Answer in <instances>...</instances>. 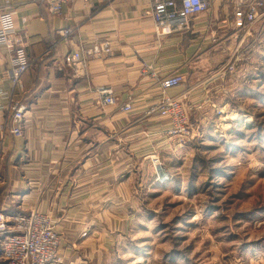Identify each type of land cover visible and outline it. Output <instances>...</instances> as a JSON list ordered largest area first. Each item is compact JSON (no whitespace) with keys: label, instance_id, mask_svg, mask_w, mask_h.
<instances>
[{"label":"crops","instance_id":"0c3cea01","mask_svg":"<svg viewBox=\"0 0 264 264\" xmlns=\"http://www.w3.org/2000/svg\"><path fill=\"white\" fill-rule=\"evenodd\" d=\"M151 1H74L53 14L37 0H0L12 12L30 60L22 87L12 86V53L0 45V126L8 121L9 104L25 106L20 134L10 133L7 123L0 127V212L47 213L63 264H91L110 245L122 223L117 209L138 207L136 165L174 149L168 118L146 112L162 95L157 78L184 75L164 94L187 91L190 117L213 109L206 87L218 82L197 86L203 79L195 74L213 34L233 27L232 3L211 0L207 12L189 19L187 31L157 36L146 13ZM105 43L108 53H86ZM78 49L89 59L81 76L63 61ZM143 64L150 66L145 72ZM105 88L113 91L112 105L101 103ZM129 99L132 109L125 112L120 106ZM4 198L10 204L3 205Z\"/></svg>","mask_w":264,"mask_h":264},{"label":"rangeland","instance_id":"374dc122","mask_svg":"<svg viewBox=\"0 0 264 264\" xmlns=\"http://www.w3.org/2000/svg\"><path fill=\"white\" fill-rule=\"evenodd\" d=\"M220 30L195 74L197 86L218 82L206 87L213 109L190 113L199 138L163 151L161 172L138 162V207L117 209L122 223L91 264H264V15Z\"/></svg>","mask_w":264,"mask_h":264},{"label":"built area","instance_id":"2783aa9c","mask_svg":"<svg viewBox=\"0 0 264 264\" xmlns=\"http://www.w3.org/2000/svg\"><path fill=\"white\" fill-rule=\"evenodd\" d=\"M80 1L85 4L100 3L108 0H37L39 4L53 14L60 13L63 5L68 2ZM233 9V26L240 28L251 26L264 15L263 0H229ZM211 0H152L147 14L153 21V29L157 36L180 33L189 29V19L207 12ZM70 29H65V34ZM0 45L12 53L10 82L12 86L22 87V75L27 70L30 60L24 49L23 36L17 29L13 14L7 7H0ZM108 53L109 46L94 45L86 53ZM64 63L72 68L75 76L86 74L89 59L81 49L68 52L63 57ZM150 68L143 64L141 71ZM223 73V72H221ZM184 81V75L180 72L157 78L158 88L162 91L161 97L154 102L148 110V114L156 112L169 120L167 133L175 140L177 145H187L199 138L198 125L190 121V107L187 105V91L167 96L164 94L168 88L175 87ZM102 93L101 103L112 105L115 103L111 88H105ZM8 130L18 135L22 132V119L25 106L13 102L7 107ZM123 111H130L132 104L130 99L120 106ZM218 113L223 111L217 109ZM1 125L3 128L5 125ZM195 139V140H194ZM1 158V144H0ZM156 171L161 172V161L158 156L151 157ZM162 178H166L163 176ZM85 231L82 235H85ZM61 243L59 234L53 227L50 216L47 213L33 210L29 213H17L8 216L0 212V264H51L61 263Z\"/></svg>","mask_w":264,"mask_h":264},{"label":"trees","instance_id":"16d2710c","mask_svg":"<svg viewBox=\"0 0 264 264\" xmlns=\"http://www.w3.org/2000/svg\"><path fill=\"white\" fill-rule=\"evenodd\" d=\"M257 88L254 89V92L252 91L253 94H255L256 96L258 97H261V92H262V89L258 86H256ZM240 130V129H239ZM238 129H236V133L239 132Z\"/></svg>","mask_w":264,"mask_h":264}]
</instances>
